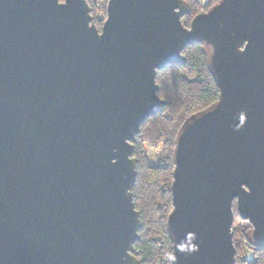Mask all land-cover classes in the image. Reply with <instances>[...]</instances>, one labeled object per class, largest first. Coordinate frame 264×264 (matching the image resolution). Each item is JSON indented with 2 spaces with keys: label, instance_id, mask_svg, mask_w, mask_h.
I'll return each instance as SVG.
<instances>
[{
  "label": "water",
  "instance_id": "obj_1",
  "mask_svg": "<svg viewBox=\"0 0 264 264\" xmlns=\"http://www.w3.org/2000/svg\"><path fill=\"white\" fill-rule=\"evenodd\" d=\"M0 0V264H143L134 156L157 72L210 48L218 101L175 149L173 264H235L234 201L264 241V0Z\"/></svg>",
  "mask_w": 264,
  "mask_h": 264
},
{
  "label": "trees",
  "instance_id": "obj_2",
  "mask_svg": "<svg viewBox=\"0 0 264 264\" xmlns=\"http://www.w3.org/2000/svg\"><path fill=\"white\" fill-rule=\"evenodd\" d=\"M184 1L189 10L182 17V22L187 27L197 14L210 10H201L197 0ZM88 2L93 15L95 3L92 0ZM219 2L211 0L208 5L215 6ZM182 57L180 63L158 70V93L166 105L141 125L140 132L146 129L147 134L134 151L138 175L133 192L136 209L140 212V230L134 255L142 259L143 264H173V242L167 221L173 210L171 184L177 138L188 118L207 110L219 99V87L210 66V48L203 42L192 43L185 47ZM161 73L167 74L163 81ZM234 213L240 217L236 201ZM250 225L248 230L252 228ZM244 233L243 241L251 240L254 244L250 250L255 258H241L243 248L234 242L235 264H264V241L256 242L251 237L249 240Z\"/></svg>",
  "mask_w": 264,
  "mask_h": 264
},
{
  "label": "rangeland",
  "instance_id": "obj_3",
  "mask_svg": "<svg viewBox=\"0 0 264 264\" xmlns=\"http://www.w3.org/2000/svg\"><path fill=\"white\" fill-rule=\"evenodd\" d=\"M64 1V0H62ZM198 3H199V6L201 7V10H206V9H211L212 5H208L209 2H211V0H197ZM88 2V0H87ZM94 4V14L92 15L93 19H94V23L95 25L97 26V28L101 31L102 29V26L104 24V22L106 21L107 19V4H108V0H92ZM89 4V2H88ZM90 8H92V6L89 4ZM204 7V8H203ZM207 12V11H206ZM95 17H97L95 19ZM192 21V20H191ZM191 23V22H190ZM167 77V74L164 75V73H161L160 74V79L161 81H163L165 78ZM159 95V93H158ZM160 96V95H159ZM147 134V130L146 129H143L141 130L140 134L138 133V135L136 136V140L134 142L135 146H139L140 143H141V139H144L145 136ZM138 157V155H137ZM248 225L249 223L246 221V220H243L242 218H240L237 214H235V220H234V223H233V226H232V231H233V234H234V242L237 243V245H241V247L243 248L242 251H241V254H240V257L241 258H249V259H253L255 258V255L253 254V251L250 250V247L252 246L253 247V243L250 242V237H251V230H248ZM251 226V225H250ZM252 227V226H251ZM247 234V237L249 238L250 241H247L244 242V236H245V233ZM252 238V237H251ZM235 244V243H234Z\"/></svg>",
  "mask_w": 264,
  "mask_h": 264
}]
</instances>
